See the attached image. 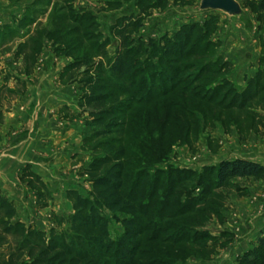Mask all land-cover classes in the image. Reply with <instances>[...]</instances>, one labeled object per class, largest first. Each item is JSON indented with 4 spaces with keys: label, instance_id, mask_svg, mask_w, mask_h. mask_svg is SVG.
<instances>
[{
    "label": "rangeland",
    "instance_id": "rangeland-1",
    "mask_svg": "<svg viewBox=\"0 0 264 264\" xmlns=\"http://www.w3.org/2000/svg\"><path fill=\"white\" fill-rule=\"evenodd\" d=\"M156 1L0 0V107L7 110L14 103L24 107V98L28 97L25 84L31 77L41 79L35 73H40L44 60L59 69V81L63 68L81 60L86 53L93 64L100 61L106 69L119 41L112 26L123 15L140 16L142 26L133 37L135 44L143 42L148 59L139 56L145 67L143 74L125 81L119 98L128 102L129 110L119 118L120 130L115 128L108 136L117 138L126 150L124 189L130 188L140 172L152 180L160 178L152 203L159 204V211L161 198L168 202L169 206L161 208L163 212L157 220L166 231L163 229L157 245L155 242L147 245L161 260L171 264L200 261L239 264L238 259L257 245L264 227V172L232 177L225 186L217 187L215 168L220 161L234 158L252 160L264 167V11L250 7L252 1L261 0H235L239 12L234 14L201 8V0L185 5L167 0L163 8ZM3 3L12 4L11 18L2 9ZM20 19L23 24L18 26ZM182 25L194 26L188 45L190 52L176 62H167L165 70L155 77L153 72L162 69L157 63L162 52L157 44L162 46ZM57 48L71 55L58 54ZM204 67L207 68L204 70ZM109 74L106 70L102 75L109 77ZM76 77L80 79L79 74ZM252 78L257 79V86L249 102L243 106L234 103L232 92L224 97L229 88L241 92ZM111 81L115 83V78ZM73 84L78 102L80 91L78 84ZM170 84L174 86L172 92H168ZM156 87L165 88V93L155 94L159 91ZM146 91L154 94L149 93L151 99L144 103L142 97ZM81 111L85 126L81 149L85 157L76 175L84 176L78 190L86 195L91 183L83 170L94 155H103L105 151L95 150L102 139L95 138L94 132L101 127L92 122L87 110L81 108ZM177 176L179 183L170 184V179ZM21 185L30 192L29 211L45 212L51 217L46 221L37 217L35 222L23 221L21 203L0 190L14 202L15 217L46 235L52 227L63 230L66 225L59 217L72 211L67 197L56 202L51 195L40 199L20 179ZM166 187H172V196L163 195ZM202 198L214 202L213 206H199ZM189 204L193 205L194 212L184 209L180 217L172 216ZM203 210L207 217H201ZM103 212L108 218L110 237L114 241L120 239L126 230L123 219L132 215L108 209ZM147 224L152 227L154 220L145 218L144 227ZM195 225L200 228L198 231L192 230ZM202 231L208 236L202 242L211 245L207 257L197 250L196 244L187 241L190 235ZM151 232L147 230L146 235ZM182 235L186 239L180 244L162 242L165 237L173 239ZM0 252L5 253L4 258L8 257L6 246L0 247Z\"/></svg>",
    "mask_w": 264,
    "mask_h": 264
},
{
    "label": "trees",
    "instance_id": "trees-1",
    "mask_svg": "<svg viewBox=\"0 0 264 264\" xmlns=\"http://www.w3.org/2000/svg\"><path fill=\"white\" fill-rule=\"evenodd\" d=\"M191 1L173 0L174 3L182 5ZM156 2L160 8H163L167 0H157ZM250 7L254 11H264V0L252 1ZM22 24L23 19H20L18 26ZM141 26V17L138 15H123L117 19L112 29L119 37V41H117L114 56L106 69L100 61L93 64L86 53L81 60L68 63L60 73L62 83L76 82L78 84L77 88L80 91L78 106L83 111L87 110L92 122L101 127L100 130L94 132L95 138L102 139L96 145L95 150H104L105 154L94 155L83 170L91 183L88 194L83 195L75 188L66 190V197L71 202L72 211L66 216L59 217V221L66 225L63 230L58 231L52 227L46 235V232L42 230L25 225L15 217L14 202L0 191V247L8 248L7 258H4L5 253L0 252V264H171L167 260H161V257L156 256L157 254L147 245L148 242H155L157 245L162 232L166 231V228H163L157 220L160 213L163 212L161 208L165 205L168 207L169 204L161 198V208L157 211L159 204L152 203L160 178L156 177L155 180H152L148 174L140 172L139 177L135 178V182L128 190H125L126 150L117 138L108 137L113 134L115 128L120 130L119 118L129 110L128 102L121 101L119 98V93L125 89V81L136 79L143 74L145 67L142 66L139 56L143 55L145 59H148L145 55L143 42L138 41L135 44L133 37V33ZM193 32L194 26L182 25L162 46L157 44L158 49L162 51L157 63L161 65L162 69L158 73L153 72L155 77L161 75L160 73L167 67V62H176L190 52L191 47L189 49L188 45ZM56 51L58 54L71 55V53L63 51V48H57ZM210 65H212L211 62L208 68L204 67V70L206 68L209 70ZM144 66L146 65L144 64ZM106 70L110 72L111 78H115V83L111 81L110 76L102 75ZM77 74L80 75V79H77ZM256 82V78L249 79L247 86L241 92H233L229 88L224 97L226 98L232 92L233 102L236 101V104L243 106L254 97ZM119 83L122 86L117 85ZM170 86L168 92H172L174 89L173 84ZM156 88L159 90V87ZM165 91V88H161L155 94H164ZM149 93L154 94L153 91H146L142 97L144 103L151 99ZM215 170L216 185L222 187L227 184L229 178L254 176L264 172V167L252 160L234 158L220 161ZM141 175H143L142 179ZM20 179L37 192L38 198H49L50 194L46 183L31 170L29 164L21 168ZM169 179L168 177L167 181ZM174 182L179 183L178 176L177 179H170L169 183ZM171 189L172 187H166L162 191L163 195L165 197L172 196ZM201 200V204L198 203L197 206L199 204V206H208L209 204L208 208H211L214 204L209 199L202 198ZM192 207L193 205L190 204L184 205L182 209L172 213V216L180 217L184 214V209L187 212H194ZM104 209L125 211L132 215L123 219L126 230L124 235L116 241L110 237L108 218L103 212ZM202 213L201 217H207L206 211L203 210ZM145 218L154 220L152 227L149 224L144 227ZM192 228H195L192 229L194 231L200 229L198 225L192 226ZM147 230L152 231L150 235H146ZM185 236H177L173 239L165 237L162 242L177 245L185 241ZM204 237L208 238L202 231V233L190 235L187 241L196 244L197 250L207 257L211 245L202 242ZM191 256L195 257V255ZM238 261L239 264H264V227L257 245L245 252ZM196 264L204 263L200 261Z\"/></svg>",
    "mask_w": 264,
    "mask_h": 264
},
{
    "label": "crops",
    "instance_id": "crops-1",
    "mask_svg": "<svg viewBox=\"0 0 264 264\" xmlns=\"http://www.w3.org/2000/svg\"><path fill=\"white\" fill-rule=\"evenodd\" d=\"M11 5H2L8 18L13 14ZM58 73L44 60L40 73H35L41 81L31 77L25 84L24 107L16 103L7 110L0 107V190L21 203L26 222L51 216L29 211L30 192L19 186L23 166L29 164L42 178L54 202L66 200L67 189H80L84 177L76 175L85 157L81 149L84 113L78 106L76 85L60 83Z\"/></svg>",
    "mask_w": 264,
    "mask_h": 264
},
{
    "label": "water",
    "instance_id": "water-1",
    "mask_svg": "<svg viewBox=\"0 0 264 264\" xmlns=\"http://www.w3.org/2000/svg\"><path fill=\"white\" fill-rule=\"evenodd\" d=\"M201 8H211L224 10L230 14L239 12L238 3L235 0H201ZM264 43V33L262 35Z\"/></svg>",
    "mask_w": 264,
    "mask_h": 264
}]
</instances>
